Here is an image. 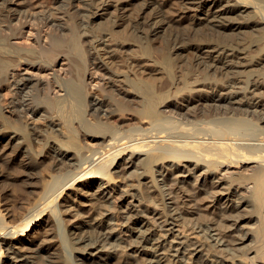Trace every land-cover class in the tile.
<instances>
[{
	"label": "bare ground",
	"instance_id": "obj_1",
	"mask_svg": "<svg viewBox=\"0 0 264 264\" xmlns=\"http://www.w3.org/2000/svg\"><path fill=\"white\" fill-rule=\"evenodd\" d=\"M132 1L67 0L60 8L43 0H0V85L8 93L3 102L0 89V167L15 171L31 195L38 194L50 167L64 173L32 203L22 199L24 215L15 218V207L6 209L7 218H14L7 221L0 212V264H264V101L251 107L252 97L244 94L264 91V0H142L140 8ZM55 10L64 20H54ZM35 25L43 37L24 32ZM83 30L91 37L83 38ZM101 34L109 35L122 67L97 62L106 70L100 77V69L92 68L99 57L88 45ZM134 42L147 60L154 43L171 46L173 56L162 49L160 76L123 74V65H136L137 59L132 49L122 57L120 48ZM24 71L47 82L34 83ZM250 71L263 78L247 74L253 77L250 88L248 80L241 93L214 96L216 84ZM107 75H123V92L110 84L109 92L104 90L109 105L87 101L89 90L101 89ZM198 81L209 84L194 88ZM184 91L201 105L164 104ZM10 94L11 108L5 104ZM130 110L145 124L125 128L108 122L109 114ZM40 114L51 117L50 133L61 136L49 141L53 163L41 147L46 128L41 134L34 122L23 124L24 116ZM73 122L74 130L68 128ZM77 129L92 139H85L88 144L103 146L90 151L69 145ZM134 175L143 189L130 182ZM117 178L130 182V190L117 189L123 206L132 198L119 216L111 207ZM72 194L95 200L97 214L65 204ZM72 220L75 230L62 239L68 246L62 251L55 239ZM181 224L199 238L182 231Z\"/></svg>",
	"mask_w": 264,
	"mask_h": 264
},
{
	"label": "rangeland",
	"instance_id": "obj_2",
	"mask_svg": "<svg viewBox=\"0 0 264 264\" xmlns=\"http://www.w3.org/2000/svg\"><path fill=\"white\" fill-rule=\"evenodd\" d=\"M55 1V2H54ZM58 1V2H57ZM60 1H63V2H61L60 3ZM65 2H67V0H43V5H46V6H48V7H50V6H52V4L54 5V6H56L57 5V7H60V8H66L67 7V5L66 4H68V3H65ZM140 2H142V0H133L132 1V3H133V7L134 8H140ZM75 4H77L78 2L77 1H75L74 2ZM56 4V5H55ZM63 4H65V5H63ZM65 6V7H64ZM57 10H55V13H58V14H55V16H56V18L57 19H55L54 17H50L51 19H53L54 18V20H57V21H60V20H62L63 18H62V14H63V12H61V11H57ZM143 11H140V13H139V15L142 13ZM14 14H15V12H13ZM48 14H49V12H47ZM47 13H45V15L47 14ZM60 13V14H59ZM43 15V14H42ZM138 15V14H137ZM64 20V19H63ZM29 29L30 30H33V32L35 33L36 32V34L37 35H39V36H41V37H43V33H41V31H40V33H38L39 32V26H37V25H35L33 28L32 27H25V30H24V32H26V34H27V36H29ZM38 31V32H37ZM87 32V33H86ZM84 33V34H83ZM82 34H83V38H88V37H91V33H89L88 31H85V30H83L82 31ZM101 35H103L102 37L101 36H98L97 37V41H95V42H91L88 46H89V48H91V54L92 55H94V56H97V57H99L98 59H97V61H94L93 62V66H92V68L93 69H97V67L99 68V66H98V63L99 62H102V64H104V66H106V67H108V68H115V66L117 65V63H119V61H117V59H114V50H112V48H114L113 47V43L112 44H110L109 43V40H111L110 39V37H108L109 35H107V34H101ZM107 35V36H106ZM30 37H32V40H34V35H32V33H30ZM100 37V38H99ZM195 39V38H194ZM30 40H31V38H30ZM198 41V40H197ZM263 41H264V39L262 40V47L264 46V43H263ZM198 43H200V42H196V44H198ZM110 44V45H109ZM137 44V42H134V47L132 46V44H125L124 46L122 45V47L120 48V54L121 55H123L122 57H129L130 56V51H134V55H135V58L137 59V66L136 65H131V64H125V65H123V68L122 69H120L121 71H123V74H127L130 78H136V79H139V78H142V79H147V78H149L150 76H152V75H158L159 74V72H160V74H161V71L159 70V68L161 69V64L159 63L160 61L159 60H161V55H162V49H163V52H166V53H169L171 56H173V50L169 47V46H165L164 48L163 47H161L160 46V44H153V47H154V49H155V52L153 53V57L151 58V59H149V60H147V58L144 56V59L142 58L141 59V57H143V55H142V53H141V49H139L138 47H136L135 45ZM101 46V47H100ZM110 46H111V48H110ZM132 46V47H131ZM260 46V45H259ZM104 47V48H103ZM109 47V48H108ZM132 49V50H131ZM154 51V50H153ZM259 52V47L257 48V47H254V48H252V55H257V53ZM111 53H113V54H111ZM188 56H190V55H188ZM113 57V58H112ZM137 57H139V59L137 58ZM146 59V60H145ZM186 59H187V57H186ZM114 60V61H113ZM116 60V61H115ZM139 60V61H138ZM98 62V63H97ZM113 62H115L114 63V65H113ZM112 63V64H111ZM119 64H120V66H119ZM118 64V67H122V64H121V62ZM140 64H142V65H140ZM183 64V63H179V68H181V65ZM140 65V66H139ZM57 68H59V67H57ZM158 68V69H157ZM179 68H177L176 69V71H178V74L177 75H179L180 74V71H181V69H183V67L179 70ZM100 70H99V74H98V76H102V74H103V71L104 72H106V70H105V68L103 67V68H99ZM102 69H104V70H102ZM157 70V71H156ZM262 71H264V70H260V72L261 73H264V72H262ZM259 71H250V72H248V73H245V74H239L237 77H235V78H233V79H230L229 80V82L227 83V84H216V86H217V88H216V86H214L213 88V90H214V96L217 94V93H221L222 95H226L227 93H228V91H229V93L231 92V93H235V94H237L236 92H242L241 91V89L244 87V85H246L247 83H248V80H249V88H250V86H251V81H252V79H253V77H257V76H261V74L260 73H258ZM24 73V76H26V77H31L30 78V80L31 81H33L34 83L37 81V82H39L38 84H40L41 82L45 85V83L47 82V80H45L44 78H37V79H39V80H37L36 79V77L35 76H33V75H31L30 73L28 74L27 72H23ZM250 73H252L251 75H253L254 74V76L250 79L249 78V74ZM256 73H258V74H256ZM101 74V75H100ZM160 74L158 75V76H160ZM249 76H248V75ZM257 76H256V75ZM52 75V74H51ZM74 76V75H73ZM123 75H119V76H117L118 78L116 79V77H109L108 75H107V77L105 76V78H101V85L103 86L101 89L99 88H95L96 87V85H95V87H92L91 88V90H89V94L87 95V101H89V102H92V100H99V101H102V102H106L105 104H108L109 105V102H111V100L109 99L110 97H109V94L110 93H108L109 92V88H110V84H115V86H116V88L118 89V91L120 90L121 92H123V89H125V88H122V85L123 84H125V80H124V78L122 77ZM246 76H248V77H246ZM41 77V76H40ZM262 78H263V75L261 76ZM260 77V78H261ZM50 78L51 79H53V76H50ZM74 78V77H73ZM113 78V79H112ZM261 78V79H262ZM43 79V80H42ZM103 79V80H102ZM42 80V81H41ZM97 80H99V79H96V81ZM118 80H120V81H118ZM52 81H54V79L52 80ZM96 81L94 82V83H96ZM194 81V80H193ZM196 81V80H195ZM36 82V83H37ZM170 82V81H169ZM207 82V81H206ZM205 81L204 82H200V81H198V82H196L195 84L193 83V87L194 88H199V87H201L203 84H209V82H207L206 83ZM219 83V82H218ZM56 85V84H55ZM174 85H175V82H173L172 83V86H170V87H172L171 88V91H175L176 90V88H174ZM216 88V89H215ZM0 89L2 90V97H1V99H2V101L4 102L5 100H6V94H8V93H6V89H5V86H3L2 85V87H1V85H0ZM31 89V88H30ZM104 90H108V92H106V91H104ZM131 90V89H130ZM219 90H220V92H219ZM253 89H249V90H246V92L244 93L246 96H251L252 98H250V102L248 103L249 104V106H251V107H253V106H256L257 104H259L260 102H262L261 100H263L264 101V91H252ZM14 91L15 90H12L11 91V94L13 95V96H15L16 95V91H15V94H14ZM8 92V91H7ZM201 91H200V89L198 90V89H196V91H195V93L196 94H199ZM244 92V91H243ZM187 91H184L183 93H181L177 98H173V97H170V98H167L165 101V103L164 104H166V103H178V105L180 106V107H186L187 106V104L188 103H191V100L192 101H195V103H194V105H201V102L199 103V101H196L195 100V97H190L189 99H187ZM9 95L8 97H9V102L7 101V103H5V104H7V106H9L10 108H11V104H9L10 103V101L11 100H14L15 99V97H17V95L15 96V97H13L12 95ZM183 96H186V98H184L183 99ZM7 97V98H8ZM13 97V98H12ZM12 98V99H11ZM5 99V100H4ZM132 100V102H135V104H136V100H134V98L133 99H131ZM137 100H140V98H137ZM109 101V102H108ZM169 101V102H168ZM111 104V103H110ZM164 104L161 106V105H158V109L159 110H163L164 109ZM182 105V106H181ZM7 106H6V111H7ZM111 106V105H110ZM112 108H113V105H112ZM162 108V109H161ZM139 109V108H138ZM8 111H9V109H8ZM48 117V115L47 114H40V115H35L34 117H30V119L27 117V116H24L23 118H22V120H23V124H24V126H27V124L29 123V124H36L35 125V127H36V131H38V132H40L41 134L43 133L42 131H45V128H46V131H48V133H46V132H44V133H46L47 135H49V136H45L46 134H44L43 133V135H44V142H43V144L41 145V147H42V150H43V153L45 154V152H46V154H45V156H46V159H47V161H49V163L50 162H52V160H53V156H52V151H51V147H50V145H51V143H49V141H51V140H53V139H61V136H59V135H56L57 133H50V129H49V127H47V120H49L50 118H47ZM144 119H146V118H144ZM25 120H27V121H25ZM30 120V121H29ZM141 120H143V117L141 116V115H139V114H137V112H135L134 110H130V112L128 111V112H125V113H121V112H114V113H112V114H109V118H108V122L110 123V125H114V126H118V125H124V127L125 128H127V127H134V126H138V125H140V124H145V123H143V121L141 122ZM149 121V120H148ZM26 122H28V123H26ZM34 122V123H33ZM17 123H15V125H16ZM71 125V126H70ZM70 125H68V128L70 127L71 129H73L74 130V128L76 127V122H73V123H70ZM18 126V125H17ZM39 127V128H38ZM37 129H39V130H37ZM42 129H44V130H42ZM66 129V128H65ZM65 129H63V130H65ZM42 130V131H41ZM77 131H79L78 129H77ZM76 130H75V132H77ZM27 132H29V130L27 131ZM77 134V133H76ZM73 135L75 138H71V139H69V145H70V142H71V144L75 147L76 146V149H78L79 150V148L80 149H82V150H90V151H92V150H97V148L99 149V148H101L103 145H101L100 144V146H99V144L98 145H94V144H91L93 141H92V139L91 138H89L88 136H85V135H82V133L79 131L78 132V134L77 135ZM81 134V135H80ZM79 135V136H78ZM47 137V138H46ZM89 138V140H91L92 142H90L89 144L87 143V140H85V139H88ZM100 141H102V139L100 140ZM99 141V142H100ZM29 142H32V136L30 137L29 136ZM94 143H96V142H94ZM91 144V145H90ZM82 146V147H81ZM78 147V148H77ZM87 147V148H86ZM88 148H90V149H88ZM49 151V152H48ZM51 152V153H50ZM51 158V159H50ZM53 163V162H52ZM51 163V164H52ZM50 164V165H51ZM2 167H0V175L2 176H0V212H2V215L4 216V218L5 219H7V221H10V220H13L14 218H7V216L5 215V213L7 212V210L6 209H11L12 207L14 208V209H11L13 212H14V217L16 218V216L17 215H19V217L20 216H22V215H24V211L23 210H25L24 209V206H20V205H22L20 202H24L23 200H25V202L27 203L28 201L30 202V203H32V201H34L35 199H37V197H39V195H41V193H42V188L43 187H45V185H47V184H49L51 181H52V179L54 178V177H57V176H60V175H64V173L63 172H61V171H58V170H55V168H54V166H52V167H50L47 171H45V174H44V177L42 178V180L40 181V188L39 189H37V192H38V194L37 195H31V194H29V190H30V187H29V185H23L21 182H17L16 180V172L15 171H13V170H11V169H4V168H2ZM4 169V170H3ZM7 171H9V172H7ZM3 172V173H2ZM12 172V173H11ZM6 173H8V174H6ZM14 173V174H13ZM7 176H6V175ZM4 175V176H3ZM8 175H11V177L13 178H11L10 176H8ZM14 177H13V176ZM62 175V176H63ZM7 177V178H6ZM134 178L132 179V181H130V182H132V184H134V185H136V187H138L139 189H143L144 187H145V185H144V183L140 180V179H138V177L136 176V175H134L133 176ZM6 179V180H5ZM9 180V182H8V180ZM12 179V180H11ZM4 180V181H3ZM11 181V182H10ZM115 184H113V187L117 190L120 186H121V188H123V189H125V190H130L131 189V187H129V186H127V184L128 183H130V182H128L127 180H121L120 178H117V179H115ZM15 182H16V184H15ZM5 183V184H4ZM6 183H11V184H6ZM20 183V184H19ZM14 184V185H13ZM19 186H22V187H18V185ZM4 185V186H3ZM7 186V187H6ZM10 186V187H9ZM14 187H15V189H14ZM23 187H25V188H23ZM11 188V189H10ZM21 188V189H20ZM26 188H27V190H28V192L26 191ZM16 190V189H18L16 192L14 191V190ZM19 189H20V191H19ZM21 190L22 191H24V193H27V194H29V196L27 195V194H24L23 192L20 194V192H21ZM15 192V194L13 193V192ZM70 192V191H69ZM17 193V194H16ZM18 194H20V195H18ZM16 195V196H15ZM23 196V198H22V196ZM31 195V196H30ZM119 195H120V192L117 190V192L114 194V196H113V198H112V203H111V207L114 209L113 211H114V213H116L118 216H119V213H120V211L122 210V209H125L126 208V205H127V203L129 202V201H132V198L131 197H128L125 201H124V203H125V206H123V202H120V199H119ZM18 196V197H17ZM20 196V197H19ZM24 197H25V199H24ZM65 197H66V195H63L62 197H61V199H60V201L61 202H63V200L65 199ZM20 198H21V200H20ZM19 199V200H18ZM23 199V200H22ZM19 201V202H18ZM66 203L65 204H67V205H72V207H74V206H76L77 204H78V209L80 210V212H83V213H87L88 214V212H89V209L91 208V212H90V214L89 215H93L94 216V214H97L96 212H98V210H99V208H97V206L95 207V205H96V203H95V200H90V199H88V198H82V197H78V196H75L74 194H72V196H70V198H66ZM28 202V203H29ZM13 203H16V205L15 204H13ZM27 203V204H28ZM92 203V204H91ZM134 203L135 204H138L139 202L138 201H134ZM14 206H13V205ZM18 204V205H17ZM27 204H25V205H27ZM88 204H91L90 206H84V205H88ZM8 206H11V207H8ZM19 206H20V208H19ZM23 210H22V209ZM148 208V207H147ZM17 209H20V210H17ZM148 210H150V208H148ZM18 211V212H17ZM73 212V211H72ZM17 213V215H15ZM153 216V214L151 213V211H149L148 212V217H149V219H150V221L152 222V223H156V220H154V218L152 217ZM76 222L77 221H75V220H72V221H69V222H66V225H65V228H64V230H65V232L62 234V236H60L59 238H56L55 239V243L58 245V247L63 251L64 250V248H67L68 246L67 245H65V246H62L63 244H62V239L63 238H66L67 237V235H68V231L69 230H75V228H74V225L76 224ZM119 222H120V220H119ZM198 224V223H197ZM180 228L182 229V231H184L185 233H187V234H189L190 236H192V237H195V238H199V234H197V233H193L192 232V230L191 229H189V228H187V227H184V226H182V224H181V226H180ZM57 232H58V230H57ZM66 257V258H65ZM65 259L69 262V263H71L70 262V258H68V255H67V253L65 254ZM142 264H144L143 262H142ZM187 264H190L189 262L187 263Z\"/></svg>",
	"mask_w": 264,
	"mask_h": 264
}]
</instances>
